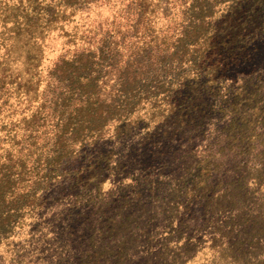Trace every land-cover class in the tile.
I'll list each match as a JSON object with an SVG mask.
<instances>
[{"label":"trees","instance_id":"16d2710c","mask_svg":"<svg viewBox=\"0 0 264 264\" xmlns=\"http://www.w3.org/2000/svg\"><path fill=\"white\" fill-rule=\"evenodd\" d=\"M260 7L264 0H0L1 264L38 257L71 223L80 232L82 187L99 180L95 155L136 133L154 156L208 139L204 159L180 145L188 174L161 182L172 208L206 188L193 214L202 236L168 245L167 226L159 233L170 209L148 214L131 203L137 185L128 183L122 224L90 242L82 264H174L190 246L209 264H264V150L250 143L232 175L207 182L222 155L241 148L243 85L228 76L248 56Z\"/></svg>","mask_w":264,"mask_h":264},{"label":"rangeland","instance_id":"374dc122","mask_svg":"<svg viewBox=\"0 0 264 264\" xmlns=\"http://www.w3.org/2000/svg\"><path fill=\"white\" fill-rule=\"evenodd\" d=\"M250 16L249 24L254 25L252 28L253 30L257 29V34L249 43L247 58L239 63L238 67L231 71L228 76L231 82L243 85L242 94L238 99L240 110L246 112L243 118L242 141L239 143L241 148L235 151L229 150L222 155L224 157H221L222 159L220 158L218 163L223 164L217 172L210 173L211 177L207 180L209 183L217 182L219 178L224 179L228 175H232L231 168L242 162L244 164L247 153L251 150L250 143L255 146V152L264 150V7L256 8V11L252 12ZM147 138L148 136L145 134L136 133L117 143L107 144L99 150V154L95 155V159H98L97 162L99 163L94 171L99 180L84 183L85 186L82 187L81 231L78 232L75 228L76 225L71 223L69 227H66V234L62 237L59 236L60 234H52L49 241L52 247L43 243L45 249L40 252L38 257H23L26 260L25 264H82L81 258L89 243L98 242L103 230L109 224L114 227H119L122 224L121 219L127 214L125 211L130 201L126 200L127 202L121 204L122 200L119 197L122 191H130L127 189L128 183L137 185V188L131 192L138 201L131 203H137V206L141 207L146 206L148 214L149 211H153V208H158L159 212L163 211V214L169 212L170 209V215L167 217L168 223L163 226L162 233H159L163 235L165 226H167L165 234L168 236V245L182 239L189 233L196 238L202 236L199 232H193L192 226L202 225L201 220L196 219L193 214L199 202L197 195L206 189L203 185H197L194 189L191 188L194 190L193 194L181 199V201H176L179 203L172 205L173 208L167 205L166 199L163 198L167 195L164 186L166 180L174 177V175L178 179L182 175L188 174L185 172V167L183 168V163L186 162L181 160L184 155V147H191V151L194 150L197 157L200 153L204 154V159L209 153L207 149L208 139L199 138L194 139V141L177 142L173 148L177 155L165 154L162 156L159 154L154 156L156 152L152 148L153 146L144 144L148 140ZM180 145H184V147L181 148ZM197 159L199 160V158ZM228 170L230 172L225 173ZM90 172L89 170L84 171L82 178L86 179ZM199 172H196L192 177L196 181L201 178L200 174L204 175V173L199 174ZM162 181L164 184L161 183ZM198 215L200 216V214ZM106 219L110 220L106 222ZM52 225L55 226L56 223ZM204 237L206 236L204 235ZM37 239H41V237L38 238L37 236ZM2 251L4 253L5 248ZM34 251L29 250V253ZM200 256H202L201 259ZM206 256L198 253L194 247L190 246L185 255L178 254L173 263L205 264L207 262ZM20 259L13 263L5 262L4 264H18ZM191 259H193L192 262H190Z\"/></svg>","mask_w":264,"mask_h":264}]
</instances>
